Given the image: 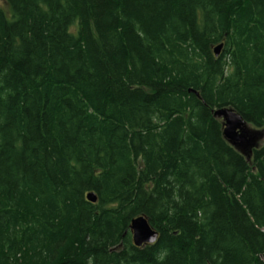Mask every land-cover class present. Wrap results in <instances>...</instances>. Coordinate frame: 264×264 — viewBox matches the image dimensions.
<instances>
[{"label":"trees","instance_id":"obj_1","mask_svg":"<svg viewBox=\"0 0 264 264\" xmlns=\"http://www.w3.org/2000/svg\"><path fill=\"white\" fill-rule=\"evenodd\" d=\"M2 1L0 264H264V0Z\"/></svg>","mask_w":264,"mask_h":264},{"label":"water","instance_id":"obj_2","mask_svg":"<svg viewBox=\"0 0 264 264\" xmlns=\"http://www.w3.org/2000/svg\"><path fill=\"white\" fill-rule=\"evenodd\" d=\"M221 50L222 45H218L213 49L215 57L219 55ZM214 116L223 122L224 139L241 154L246 155L250 149L257 146L261 136L250 130L238 114L225 108L216 110ZM86 200L92 204L96 203L95 194L88 193ZM130 232L132 244L135 248L152 246L159 238L158 233L151 229L143 217H138L131 221Z\"/></svg>","mask_w":264,"mask_h":264},{"label":"rangeland","instance_id":"obj_3","mask_svg":"<svg viewBox=\"0 0 264 264\" xmlns=\"http://www.w3.org/2000/svg\"><path fill=\"white\" fill-rule=\"evenodd\" d=\"M0 6L6 10V6L4 5V2L0 0Z\"/></svg>","mask_w":264,"mask_h":264}]
</instances>
